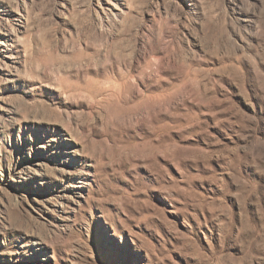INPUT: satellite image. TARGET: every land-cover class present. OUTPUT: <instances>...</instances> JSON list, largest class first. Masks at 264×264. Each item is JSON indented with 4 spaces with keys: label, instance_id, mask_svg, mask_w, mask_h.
<instances>
[{
    "label": "rangeland",
    "instance_id": "374dc122",
    "mask_svg": "<svg viewBox=\"0 0 264 264\" xmlns=\"http://www.w3.org/2000/svg\"><path fill=\"white\" fill-rule=\"evenodd\" d=\"M0 264H264V0H0Z\"/></svg>",
    "mask_w": 264,
    "mask_h": 264
}]
</instances>
